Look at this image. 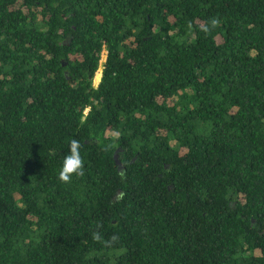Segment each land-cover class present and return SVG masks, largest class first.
Returning a JSON list of instances; mask_svg holds the SVG:
<instances>
[{
    "label": "trees",
    "instance_id": "1",
    "mask_svg": "<svg viewBox=\"0 0 264 264\" xmlns=\"http://www.w3.org/2000/svg\"><path fill=\"white\" fill-rule=\"evenodd\" d=\"M0 264H264V0H0Z\"/></svg>",
    "mask_w": 264,
    "mask_h": 264
},
{
    "label": "clouds",
    "instance_id": "2",
    "mask_svg": "<svg viewBox=\"0 0 264 264\" xmlns=\"http://www.w3.org/2000/svg\"><path fill=\"white\" fill-rule=\"evenodd\" d=\"M215 24V21H213ZM81 142L72 138L68 144V152L62 158L61 166L58 170V179L63 183H70L73 176L84 175V160L80 153ZM94 239H100L99 235L94 233Z\"/></svg>",
    "mask_w": 264,
    "mask_h": 264
},
{
    "label": "rangeland",
    "instance_id": "3",
    "mask_svg": "<svg viewBox=\"0 0 264 264\" xmlns=\"http://www.w3.org/2000/svg\"><path fill=\"white\" fill-rule=\"evenodd\" d=\"M97 73L99 74V70L96 72V74H97ZM95 76H96V75H95ZM95 76H94V78L92 79V82H93V84H96V83H97V81H98V80H97V81H95ZM98 79H99V78H98Z\"/></svg>",
    "mask_w": 264,
    "mask_h": 264
},
{
    "label": "bare ground",
    "instance_id": "4",
    "mask_svg": "<svg viewBox=\"0 0 264 264\" xmlns=\"http://www.w3.org/2000/svg\"><path fill=\"white\" fill-rule=\"evenodd\" d=\"M99 78V74L97 73L96 76H95V81H97Z\"/></svg>",
    "mask_w": 264,
    "mask_h": 264
},
{
    "label": "built area",
    "instance_id": "5",
    "mask_svg": "<svg viewBox=\"0 0 264 264\" xmlns=\"http://www.w3.org/2000/svg\"><path fill=\"white\" fill-rule=\"evenodd\" d=\"M103 53H104V52H103ZM103 53L101 54V61L103 60V57H104V56H103Z\"/></svg>",
    "mask_w": 264,
    "mask_h": 264
}]
</instances>
